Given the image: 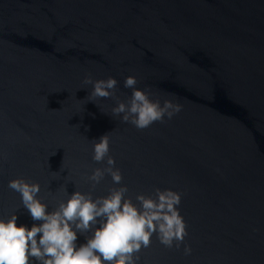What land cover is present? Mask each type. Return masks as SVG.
Segmentation results:
<instances>
[{"label": "water", "instance_id": "95a60500", "mask_svg": "<svg viewBox=\"0 0 264 264\" xmlns=\"http://www.w3.org/2000/svg\"><path fill=\"white\" fill-rule=\"evenodd\" d=\"M89 74L116 79L122 102L134 76L182 111L138 130L112 115L116 98L89 101ZM106 134L123 180L93 190ZM18 178L49 212L76 191L127 186L137 207L181 193L192 254L154 234L138 264H264V0H0V219L30 230L42 222L8 188Z\"/></svg>", "mask_w": 264, "mask_h": 264}, {"label": "clouds", "instance_id": "9594fccd", "mask_svg": "<svg viewBox=\"0 0 264 264\" xmlns=\"http://www.w3.org/2000/svg\"><path fill=\"white\" fill-rule=\"evenodd\" d=\"M82 83L92 86L90 102L116 98L118 81L112 77L93 80L89 74ZM137 84L136 77H126L124 87L132 89V94L126 102L116 98L117 106L111 110L123 123L143 130L155 122L164 123L165 116L171 120L182 111V105L173 99H164L161 105L159 98H151L150 89L139 90ZM105 157L108 166L96 168L87 178L93 190L105 174L112 177L114 184L122 183V174L109 155L108 134L93 144V161L100 163ZM8 188L20 194L31 219L42 223L33 224L29 230L27 226H17L15 214L7 220L0 219V264H138V253L151 246L154 234L165 248L179 250L184 245L183 254H192L191 246L184 244L188 231L178 209L181 193L156 189L155 199L137 195V207L131 198H126L127 186L112 188L107 196L96 198L91 191H76L49 212L48 205L38 198V183L18 178L10 180ZM77 233L91 235L77 247Z\"/></svg>", "mask_w": 264, "mask_h": 264}]
</instances>
